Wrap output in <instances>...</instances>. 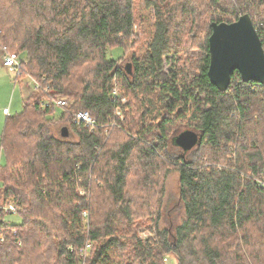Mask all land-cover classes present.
I'll return each instance as SVG.
<instances>
[{
    "label": "trees",
    "instance_id": "16d2710c",
    "mask_svg": "<svg viewBox=\"0 0 264 264\" xmlns=\"http://www.w3.org/2000/svg\"><path fill=\"white\" fill-rule=\"evenodd\" d=\"M244 14L264 51V0H0V64L41 86L0 134V264H264V86L207 76L211 24Z\"/></svg>",
    "mask_w": 264,
    "mask_h": 264
},
{
    "label": "water",
    "instance_id": "95a60500",
    "mask_svg": "<svg viewBox=\"0 0 264 264\" xmlns=\"http://www.w3.org/2000/svg\"><path fill=\"white\" fill-rule=\"evenodd\" d=\"M208 39L209 66L207 76L218 91L225 92L231 75L237 72L243 82L264 86V51L248 14L232 23H212ZM61 136L67 137L66 127ZM201 135L184 130L174 137V143L183 151L199 144Z\"/></svg>",
    "mask_w": 264,
    "mask_h": 264
},
{
    "label": "rangeland",
    "instance_id": "374dc122",
    "mask_svg": "<svg viewBox=\"0 0 264 264\" xmlns=\"http://www.w3.org/2000/svg\"><path fill=\"white\" fill-rule=\"evenodd\" d=\"M142 7H139V10ZM140 13L142 15H146L148 21L147 24L143 27L146 32L150 31V23L152 21L151 12L141 9ZM137 31V30H136ZM138 33L140 31H137ZM139 36V35H138ZM147 37V36H146ZM144 35L145 40L147 38ZM145 42L141 43V46H136L137 50L144 51ZM141 47V48H140ZM122 51L120 49H115L109 53V57L116 58L121 55ZM138 53V52H137ZM197 54V50L191 52V56L195 57ZM128 59V55L126 57ZM163 68L165 71L169 69V64L164 63ZM17 75L15 73H8L4 68L0 67V134L4 126L6 114H4L5 109L7 110L8 116H13L19 113L22 110V100L28 94V86L29 79L27 75L17 76L18 79L14 81V78ZM29 87V86H28ZM31 89V88H30ZM32 90V89H31ZM68 100V99H66ZM5 108V109H4ZM4 163L3 152L1 151L0 144V165ZM177 174L175 172H171L165 182L166 187V195H165V203H164V220L161 222V226H167L169 224L168 217L172 219V221L177 224L181 218V211L173 210L176 202L177 196ZM168 210L170 214H168ZM167 214L169 215L167 217ZM8 220L13 222H18V217L16 215H9L7 217ZM141 233L139 234L142 238L150 237L153 235L152 231L145 229L144 227L140 228ZM165 264H177L175 257L173 255L165 256Z\"/></svg>",
    "mask_w": 264,
    "mask_h": 264
},
{
    "label": "built area",
    "instance_id": "2783aa9c",
    "mask_svg": "<svg viewBox=\"0 0 264 264\" xmlns=\"http://www.w3.org/2000/svg\"><path fill=\"white\" fill-rule=\"evenodd\" d=\"M1 67L4 68L8 73H15L17 76H20L21 73V64L19 62L18 56L16 54H7L5 55L1 60ZM16 76V77H17ZM15 77V78H16ZM29 83L28 86L32 89V91H37L41 89L40 84L28 76ZM51 102L54 103L56 106H64L67 104V100L65 98L58 97L56 99H52ZM47 105V104H46ZM5 113L7 110L5 109ZM72 121L74 123L82 122L86 124L87 126H93L94 122L92 118L88 115L87 112H77L73 115ZM9 211H14V208L12 206L8 207ZM83 217H86V213L83 212Z\"/></svg>",
    "mask_w": 264,
    "mask_h": 264
},
{
    "label": "crops",
    "instance_id": "0c3cea01",
    "mask_svg": "<svg viewBox=\"0 0 264 264\" xmlns=\"http://www.w3.org/2000/svg\"><path fill=\"white\" fill-rule=\"evenodd\" d=\"M0 67H1V65H0ZM26 88H28V94H29V92L32 91V90H31L30 87H28V86H26ZM28 94H27V95H28ZM4 109H5V108H4ZM4 114H6V116H8V113H4Z\"/></svg>",
    "mask_w": 264,
    "mask_h": 264
}]
</instances>
